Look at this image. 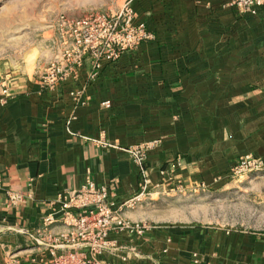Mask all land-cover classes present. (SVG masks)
<instances>
[{
  "label": "crops",
  "instance_id": "1",
  "mask_svg": "<svg viewBox=\"0 0 264 264\" xmlns=\"http://www.w3.org/2000/svg\"><path fill=\"white\" fill-rule=\"evenodd\" d=\"M132 5L155 38L105 61L87 85L85 105L68 91L86 80L88 63L77 81L39 85L42 65L54 54L51 26L41 34L42 61L0 62L10 89L0 104V262L15 256L21 264H39L30 258L50 256L23 231L41 225L59 192L91 178L107 184L118 202L133 195L143 176L127 149L137 143L159 141L146 164L153 196L201 182L218 187L246 153L264 160V7L249 14L231 0ZM69 118L75 135L67 133ZM8 191L22 200L10 203ZM144 203L123 216L147 221ZM67 230L61 224L51 231ZM110 236L135 242L142 254L129 262L99 255L111 264H195L194 252L200 264H264L262 231L163 224L141 240Z\"/></svg>",
  "mask_w": 264,
  "mask_h": 264
},
{
  "label": "built area",
  "instance_id": "2",
  "mask_svg": "<svg viewBox=\"0 0 264 264\" xmlns=\"http://www.w3.org/2000/svg\"><path fill=\"white\" fill-rule=\"evenodd\" d=\"M242 13L256 14L264 7V0H231ZM52 35L49 45L54 54L45 63L39 73L41 89H54L70 81H77L80 71L86 63V80L68 91L76 104L85 105L89 100L87 85L100 73L103 63L116 61L122 52L138 48L143 42L153 40L154 32L145 21L137 18L132 0L124 2L116 13L89 12L79 17L60 13L51 23ZM10 89L7 77H0V104L7 103ZM106 107L110 101L102 102ZM71 119L65 121L67 133L75 135L70 128ZM158 140L137 143L127 149L132 160L143 176L137 191L118 202L109 191L107 184H97L91 178L75 190L59 192L49 202V211L43 216L41 225L34 231H23L32 243L48 250L49 257L39 261L35 257L31 262L39 264H111L99 257L110 253L119 256L121 261L129 262L142 257L135 242L120 244L110 234L124 233L134 241L141 240L156 225L149 221H133L123 216V211L135 209L152 198L148 184V151L158 144ZM264 169V160L252 153L240 157L230 169V177H241L252 171ZM165 173L164 170L161 171ZM155 187H159L158 184ZM209 187L201 182L191 185L192 191H205ZM184 187H179L183 191ZM10 203L22 200L11 191L7 192ZM64 225L67 231H51L55 226ZM195 264H200L198 252L192 254ZM4 264H21L11 256Z\"/></svg>",
  "mask_w": 264,
  "mask_h": 264
},
{
  "label": "rangeland",
  "instance_id": "3",
  "mask_svg": "<svg viewBox=\"0 0 264 264\" xmlns=\"http://www.w3.org/2000/svg\"><path fill=\"white\" fill-rule=\"evenodd\" d=\"M127 0H0V62L42 61V32L57 15L116 13ZM155 225L211 226L264 232V169L205 191H167L144 203ZM7 257V256H6ZM4 264V262H0Z\"/></svg>",
  "mask_w": 264,
  "mask_h": 264
}]
</instances>
